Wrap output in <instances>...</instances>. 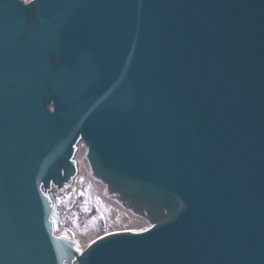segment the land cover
Here are the masks:
<instances>
[{"label":"water","instance_id":"1","mask_svg":"<svg viewBox=\"0 0 264 264\" xmlns=\"http://www.w3.org/2000/svg\"><path fill=\"white\" fill-rule=\"evenodd\" d=\"M78 139L150 229L51 235ZM73 260L264 264V0H0V264Z\"/></svg>","mask_w":264,"mask_h":264},{"label":"bare ground","instance_id":"2","mask_svg":"<svg viewBox=\"0 0 264 264\" xmlns=\"http://www.w3.org/2000/svg\"><path fill=\"white\" fill-rule=\"evenodd\" d=\"M24 1L27 3L29 0ZM84 154L85 147L80 141H78L75 145V151L72 156L76 162V173L73 176L70 185L66 186L61 192H59V194L63 195V197L68 200V196L79 193L81 197L85 198L86 204L85 213L81 215L85 216L95 214L105 221L108 220L110 221L109 228L102 233H94V231H91V233L88 232L86 239L84 240L78 238L77 234H75L76 232L67 228L60 230L54 226V234L66 235L69 239L75 241L78 250H83L94 239L100 238L109 233L118 231H146V229L149 227V224L145 218L134 214L128 209H125L118 202H116L115 199L107 196L104 193V185L100 181L90 176ZM84 186L88 187L86 191L83 190ZM49 191L50 192L46 193L48 194L51 204L55 206L51 217L56 219L60 214V208L58 205H56L54 191L52 188H50ZM67 202H69V200ZM73 224L75 225L76 221H74ZM65 264H76V262Z\"/></svg>","mask_w":264,"mask_h":264},{"label":"rangeland","instance_id":"3","mask_svg":"<svg viewBox=\"0 0 264 264\" xmlns=\"http://www.w3.org/2000/svg\"><path fill=\"white\" fill-rule=\"evenodd\" d=\"M87 189V186L83 187L84 191ZM68 197L69 202L63 195L56 193L54 189V199L56 205L60 208L59 216L56 219L52 218L53 225L56 228L60 230L64 228L70 229L76 232L75 234L82 240L86 239L88 232L102 233L109 228L110 221L108 220L105 221L95 214L81 215L85 213L86 204L85 198L81 197L79 193ZM74 221H76L75 225L73 224Z\"/></svg>","mask_w":264,"mask_h":264}]
</instances>
